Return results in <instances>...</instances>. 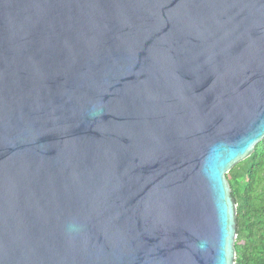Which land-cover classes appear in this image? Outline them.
I'll return each instance as SVG.
<instances>
[{
  "label": "water",
  "instance_id": "obj_1",
  "mask_svg": "<svg viewBox=\"0 0 264 264\" xmlns=\"http://www.w3.org/2000/svg\"><path fill=\"white\" fill-rule=\"evenodd\" d=\"M263 138L264 0H0V264H235Z\"/></svg>",
  "mask_w": 264,
  "mask_h": 264
},
{
  "label": "trees",
  "instance_id": "obj_2",
  "mask_svg": "<svg viewBox=\"0 0 264 264\" xmlns=\"http://www.w3.org/2000/svg\"><path fill=\"white\" fill-rule=\"evenodd\" d=\"M226 178L237 205L235 264H264V138Z\"/></svg>",
  "mask_w": 264,
  "mask_h": 264
}]
</instances>
